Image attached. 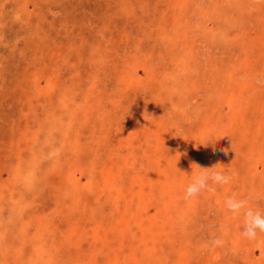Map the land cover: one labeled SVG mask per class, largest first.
<instances>
[{"label": "rangeland", "instance_id": "obj_1", "mask_svg": "<svg viewBox=\"0 0 264 264\" xmlns=\"http://www.w3.org/2000/svg\"><path fill=\"white\" fill-rule=\"evenodd\" d=\"M258 78L264 0H0V264H264Z\"/></svg>", "mask_w": 264, "mask_h": 264}, {"label": "clouds", "instance_id": "obj_2", "mask_svg": "<svg viewBox=\"0 0 264 264\" xmlns=\"http://www.w3.org/2000/svg\"><path fill=\"white\" fill-rule=\"evenodd\" d=\"M257 83L264 84V79L258 78ZM193 165H195V170L192 169V173L189 175L191 179L184 188L183 199L185 201L199 198L207 192H214L217 187L228 185L233 180V174L230 172L215 169V167ZM224 207L233 216H243V237L251 241H258L259 234H264V213L251 207L248 199L232 195L225 199ZM209 244L211 247H222L224 240L216 236L209 241Z\"/></svg>", "mask_w": 264, "mask_h": 264}]
</instances>
